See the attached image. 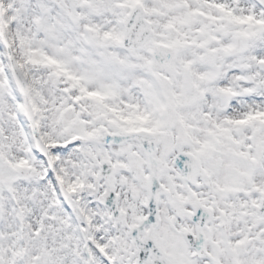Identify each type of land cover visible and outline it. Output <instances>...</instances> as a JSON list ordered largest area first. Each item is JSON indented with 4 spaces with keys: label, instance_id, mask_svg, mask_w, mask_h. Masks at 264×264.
<instances>
[{
    "label": "snow or ice",
    "instance_id": "6c2138e0",
    "mask_svg": "<svg viewBox=\"0 0 264 264\" xmlns=\"http://www.w3.org/2000/svg\"><path fill=\"white\" fill-rule=\"evenodd\" d=\"M0 264H264V0H0Z\"/></svg>",
    "mask_w": 264,
    "mask_h": 264
}]
</instances>
